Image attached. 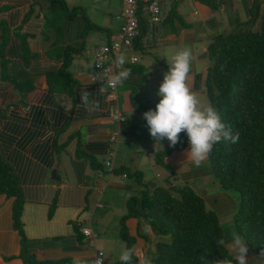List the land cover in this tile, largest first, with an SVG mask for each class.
Listing matches in <instances>:
<instances>
[{"label": "crops", "instance_id": "0c3cea01", "mask_svg": "<svg viewBox=\"0 0 264 264\" xmlns=\"http://www.w3.org/2000/svg\"><path fill=\"white\" fill-rule=\"evenodd\" d=\"M70 1V8L82 7L89 22L106 29L102 37L106 41L119 31L123 23L117 18L120 0ZM255 1L264 5V0H160V19L153 22L141 16L143 35L138 47L124 49L121 54L142 53L141 60L125 67L141 66L144 81L138 84L141 74L131 69V77L116 87V99L108 101L105 89L100 91L103 84L91 78L94 68L90 65L89 70L77 54L70 65L73 72L69 67L77 83L73 106L70 98L48 92L45 73L59 67L60 48L80 45L85 28L89 36H98L92 32L96 28L86 27L77 12L48 28V0H0V30L5 27L9 33L3 49L8 74L33 84L32 90L21 96L4 74L0 75V151L18 177L22 200L18 229L13 218L16 197L0 194V264H23L22 242L39 261L94 264L95 251L101 249L104 264H116L126 247L123 233L132 239L140 264L146 257L152 260L157 246L169 237L155 234L142 219L121 218L127 199L143 188L129 173L139 171L145 183L156 185L153 175H158L162 165L154 155L169 142H156L150 136L144 111L134 107V102L157 104L158 88L169 69L167 59L189 48L194 56L189 85L205 103L201 94L209 65L208 45L217 35L245 26ZM249 25L257 27L259 19ZM115 61L111 64L114 73L119 70ZM142 87L145 89L140 90ZM114 105L125 117L120 124L111 116ZM116 131L113 144L109 138ZM189 147L187 142L164 162L174 170L173 180L203 193L208 208L216 207L208 193L221 191L220 183L208 159L200 167L187 160ZM110 153L112 169L108 170L104 163ZM92 159L97 167L91 164ZM235 208L222 210L219 217ZM79 226L90 228L96 240L92 243L85 238ZM249 252V264H264Z\"/></svg>", "mask_w": 264, "mask_h": 264}, {"label": "trees", "instance_id": "16d2710c", "mask_svg": "<svg viewBox=\"0 0 264 264\" xmlns=\"http://www.w3.org/2000/svg\"><path fill=\"white\" fill-rule=\"evenodd\" d=\"M48 1V28L77 12L83 16L86 27L101 29L87 20L82 7L68 8L65 0ZM250 11L251 18L245 29L239 26L229 33L219 34L208 45L211 64L205 73L204 88L210 104L216 107L233 131L240 134L238 143L223 141L215 145L208 162L221 189L236 194L237 204L233 213L236 233L246 241L253 254L261 255L264 251V5L255 1ZM257 19V27L249 25ZM141 21L139 16V34L133 48L138 47V38L143 35ZM3 31L0 35V66L7 69L3 52L8 40L5 27ZM84 35L80 45L60 48L59 67L45 73L48 92L65 100L70 98L73 106L77 83L69 67L73 57L84 50ZM129 68L141 74L138 83L141 84L145 77L141 66L129 65ZM3 76L21 96L33 88L30 80L21 81L7 73ZM155 106L134 102V107L144 112ZM187 142L186 134L181 133V140L175 147L168 144L154 155L155 161L173 177L174 170L164 162V158L173 151L184 149ZM91 164L97 167L93 159ZM131 176L143 188L127 199L122 221L128 217L142 219L155 234L169 237L168 242L157 246L151 264H233L231 253L224 244H220L224 234L217 214L206 208L204 199L191 186L156 184L150 187L143 181L141 172L135 171ZM0 194L16 197L13 218L15 227L19 229L22 210L19 180L2 158L1 151ZM123 236L126 247L133 248L128 234L123 233ZM20 257L23 264H67L66 261L37 260L29 253L25 242H22ZM116 264H121L120 260ZM133 264H140L135 254Z\"/></svg>", "mask_w": 264, "mask_h": 264}, {"label": "clouds", "instance_id": "9594fccd", "mask_svg": "<svg viewBox=\"0 0 264 264\" xmlns=\"http://www.w3.org/2000/svg\"><path fill=\"white\" fill-rule=\"evenodd\" d=\"M193 61L194 56L189 48L182 49L170 60L167 59L169 69L164 74L157 92L160 99L154 109L143 113V118L146 120L150 136L156 142L166 139L170 147H175L181 140V133H185L190 145L186 150L187 160L200 167L209 158L215 145L223 141L238 143L240 134L234 132L223 120L215 106L203 103L191 89L189 78ZM115 63L119 70L105 78L104 84L107 87H118L132 75L131 69L125 67L128 63L126 56H118ZM103 90L104 86L100 91ZM220 244L223 245L224 241L221 240ZM229 252L233 264H249L248 246L240 236L233 234ZM134 254V248H122L119 256L121 264H133ZM261 256H264V251ZM144 264H151L150 258L146 257Z\"/></svg>", "mask_w": 264, "mask_h": 264}, {"label": "built area", "instance_id": "2783aa9c", "mask_svg": "<svg viewBox=\"0 0 264 264\" xmlns=\"http://www.w3.org/2000/svg\"><path fill=\"white\" fill-rule=\"evenodd\" d=\"M121 11L117 18L122 19L123 23L120 26L117 34L108 37L103 44L96 46L93 50L92 62L94 73L92 79L103 84L106 99L114 101L116 99V87H107L104 84L105 78L114 74L111 64L118 56L123 54L124 49H133L134 41L139 34V16H146L149 20L157 22L160 17V0H120ZM138 61L134 54L128 56L129 64H136ZM112 119L118 124L125 121V117L117 105L112 108ZM118 132H114L109 141L113 144L117 141ZM112 156L110 153L104 165L108 170L112 169ZM125 176V174L123 175ZM80 233L92 243L96 240L95 234L88 227H78ZM105 253L101 249L95 251L94 264H104Z\"/></svg>", "mask_w": 264, "mask_h": 264}, {"label": "rangeland", "instance_id": "374dc122", "mask_svg": "<svg viewBox=\"0 0 264 264\" xmlns=\"http://www.w3.org/2000/svg\"><path fill=\"white\" fill-rule=\"evenodd\" d=\"M65 3L67 4L68 8L71 7V1L70 0H65ZM243 28L245 29L246 27L243 26ZM100 30L98 32L96 31V29L92 31V32H96L98 34V36H96V35H92V37L89 36L88 30L84 33L85 34L84 36L87 35V37H85V40H84V50L80 54L77 55L78 60L88 64L89 70H91L93 68L92 55H93L94 48L96 46L106 42V40L104 38H102L106 34V32H105L106 29L103 27ZM2 32H4V31L1 29L0 34ZM5 33H6V31H5ZM224 34H226V33H224ZM5 35H7L9 37L8 31H7V34H5ZM7 42H8V40H7ZM95 44H97V45L95 46ZM141 55H142V53L140 51L135 52V56L137 57L138 61L141 60ZM210 64H211V62L209 60V65ZM90 65L92 66V68ZM70 70H71V72H73V67H70ZM4 73L8 74V70L6 68H3V67L1 68V66H0V75H2ZM143 89H145V88L142 87V89H140V90H143ZM201 95L203 97L205 104H210V101H209V99L205 93V88H204V94H201ZM133 172H135V171H133ZM133 172L129 173L130 177H132L131 174ZM157 173H158V175H156V173H155V175H153V178H154L153 180H155V182L158 185H164L165 186L167 184H177V185H184L185 184V182L173 180V176L171 175V173L167 169H165L163 166L162 167L159 166V170L157 171ZM146 185H147V183H146ZM200 195L203 199H207L206 196L203 195V193ZM208 195H209V199L211 200L212 203L216 202L215 205H217V206L210 208V209L217 214L218 219L220 220L219 223L223 229V234H224L223 240H224V243L226 245V248L229 249L231 247V243L233 240V234L238 235L235 231V228H234L233 213H234L235 209L232 212L227 213V215H225L223 217H219V216H222V215H220L221 213H223L222 210H227L228 208L231 209V207L235 208V206L237 204L236 194L234 192H225V191L221 190V191L217 192V194L214 192V193H208ZM222 200H223V204H222ZM204 202H205V200H204ZM206 203L209 204V201L206 200V202H205L206 208H208ZM248 249H249V247H248ZM248 252H249V250H248ZM254 255L256 256L257 260H259V259L264 260V256L257 255V254H254ZM251 263L254 264L255 262H251Z\"/></svg>", "mask_w": 264, "mask_h": 264}, {"label": "water", "instance_id": "95a60500", "mask_svg": "<svg viewBox=\"0 0 264 264\" xmlns=\"http://www.w3.org/2000/svg\"><path fill=\"white\" fill-rule=\"evenodd\" d=\"M53 174H54V171H53ZM147 183V186H150V187H153L155 184L152 183V182H146Z\"/></svg>", "mask_w": 264, "mask_h": 264}]
</instances>
